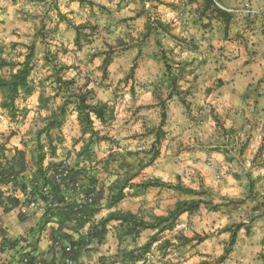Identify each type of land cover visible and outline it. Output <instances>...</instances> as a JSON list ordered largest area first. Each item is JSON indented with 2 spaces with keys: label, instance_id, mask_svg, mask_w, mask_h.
<instances>
[{
  "label": "rangeland",
  "instance_id": "rangeland-1",
  "mask_svg": "<svg viewBox=\"0 0 264 264\" xmlns=\"http://www.w3.org/2000/svg\"><path fill=\"white\" fill-rule=\"evenodd\" d=\"M196 1L85 0V4L80 5L78 1L63 0L60 5V0H0V43L5 46L4 57L7 60L22 61L21 55L26 52L21 45L35 43L36 47L35 68L30 76L34 92L30 97L16 101L18 111L15 120H11L7 112L0 108V142H5L8 148H13L12 144H19L27 158L32 160L35 131L42 127L43 119L50 114V110L60 103L59 99L50 100L47 110L39 108V96L50 98L52 95L50 72L43 59V54L48 49L51 54L56 55L58 64L70 67L63 73L64 78H73L78 85L88 84V88L95 91L96 99L112 109L113 120L109 125H95L101 136H107L109 141H101L92 147L91 156H85V162L89 164L87 171L95 180L94 187L98 194L104 197L115 180L126 178L125 173L135 174L131 182L134 184L141 180L158 179L171 184L179 181L194 190L206 188L208 192L204 199L210 204L201 205V213L197 211L189 216H206L218 204L230 207L231 211H226V214L231 215L230 222L224 227L237 223L247 226L237 234L234 244L236 247L231 249V264H264V198L257 191L258 176L254 177L249 169L245 171L247 162L241 155L249 149L245 142L246 135L240 133L241 130L237 128H226L223 131L221 126L224 122L219 119L216 124L213 119L209 120L207 117L206 124H203L204 116L200 112L202 107L198 103L201 96L194 90L197 83L196 78L192 76L201 64L198 58L203 57L197 52L200 46L196 44L199 42L196 39V28L193 26L183 30L180 26L181 28L171 32L170 36L162 34L158 37L161 48L156 45L153 35L143 39L148 17L166 18V11L171 13L168 18H174L181 24L183 16L180 14L185 15L195 9L193 6ZM63 3H68V6H63ZM187 4L189 10L186 8ZM64 8L69 11H64ZM57 12L64 15L66 20L59 21ZM139 12L141 15L136 17ZM175 13L179 14L176 16ZM81 24L87 28L79 33L78 49L74 42L75 32L72 26ZM169 29L172 31L173 28ZM182 32H187L188 35L181 37ZM12 43L19 45L11 49ZM206 44L204 54L211 53V46ZM105 52L110 57V63L104 70L101 65ZM161 52L165 53L171 72L178 76V91L169 98ZM197 54L199 55L196 57ZM189 60L196 61L197 64L190 63ZM132 65H135V69L130 76ZM5 74L6 70L0 71V75ZM162 108L166 113L163 127L165 137L159 145V156L136 177V171L147 162L144 152L153 141V135L148 132L158 126ZM71 115L72 113L67 117L62 129L54 132L55 136L62 139L58 149L70 148L73 151V147L79 148L78 150L82 147L79 126L78 129L74 128L78 125L77 120L74 124ZM41 140L44 142V137ZM200 145L216 146L228 154L226 162L236 171L230 173L227 170L221 175L212 171L209 178L211 182H231L230 185L234 186L232 196H221L219 191L204 187L200 172L192 164L194 159L188 155ZM260 148L261 152L262 147ZM248 174L254 178L251 197L248 195ZM124 194L126 195L122 209L132 212L135 218L137 214V217L146 221L150 220L156 210L167 215L173 209L174 200H177L176 195L165 189L151 190L137 196L135 189H125ZM183 196L189 198L188 200L193 198L191 195ZM222 198L243 203L238 206L224 204ZM255 210L258 213L254 212ZM224 227L216 229L215 232L224 234L221 233ZM208 234L211 235L210 232ZM209 235L198 234L192 237V240L203 242L205 251L206 248H212ZM173 239L175 242H172ZM158 240L160 242L153 244L149 251L152 255L150 264H176V249L167 247L177 246L188 239L180 233H163ZM228 240L229 235H225L219 243L215 242L222 253ZM200 257L204 259L198 264H217L218 257L216 253L214 255V250L211 254L200 253ZM165 260L168 263H165Z\"/></svg>",
  "mask_w": 264,
  "mask_h": 264
},
{
  "label": "crops",
  "instance_id": "crops-1",
  "mask_svg": "<svg viewBox=\"0 0 264 264\" xmlns=\"http://www.w3.org/2000/svg\"><path fill=\"white\" fill-rule=\"evenodd\" d=\"M62 1L60 0V5ZM215 2L220 8H239L243 3L249 2L252 7L264 11V0H215ZM71 5L74 4L71 3ZM63 6L67 7L68 3H63ZM187 6L188 4L186 8L189 10ZM193 7L195 9H191L189 13L180 14L183 16L181 24H178L174 18H168L171 13L166 11L164 12L167 13L166 18L161 16L160 20L168 24L171 29L173 28L172 33L181 27L183 30L193 26L196 28V39L199 41L196 44L200 46L197 52L203 57L198 58L201 64L192 76L196 78L197 83L194 90L201 96L198 103L202 107L200 112L204 116L203 124H206L207 117L210 120L215 116L224 122V128H237L241 130L240 133L246 135L245 142L249 149H246L241 157L247 162L245 171L249 169L254 177L258 176L257 191L264 198V21L254 19L250 22L244 16L231 17L225 31L224 24L210 11L205 13V17H200L201 0H197ZM64 11L69 10L64 8ZM177 14L179 13H175L176 16ZM180 35L186 37L188 34L182 32ZM206 43L211 46L209 48L211 53L204 54ZM189 62L197 64L196 61L189 60ZM70 118L76 124L74 113ZM74 128L78 129V125L76 124ZM10 140L9 142L12 143ZM12 145L13 148L21 150L19 144ZM260 147H262L261 152ZM196 148L188 155L194 159L192 164L200 172L204 187L219 191L221 196H232L234 186L230 185L231 182L215 180L211 182L209 178L212 171L218 172L219 175L227 170L230 173L236 171L232 170V166L226 162L228 154L222 149H216V146L200 145ZM78 149L73 147L74 152L70 148L69 150L57 149L56 156L53 158L47 156L43 165L47 166L51 163L67 167L70 171H80L82 174L79 173L76 180L82 185H87L86 178L90 176L87 171L89 164L85 162V156L77 155L80 151ZM25 160L26 170L21 176L27 184V193L23 195L10 186L0 185V192L4 193V196L12 194L18 198L16 206L7 202L0 204V264H23L24 258H28V264H103V260L122 264L121 253L142 247L156 234V230H144L137 237L136 235L125 236L124 224L115 220L102 226L100 222L110 213L130 215L133 213L122 209L125 197L119 203L109 207V193L106 192L103 197L96 189V201L92 206L84 208L88 213L94 210L93 216L91 214L85 219L77 220L76 217L67 216L63 210L54 212L53 215H42L29 206L31 201H40L41 197L37 189L29 186L34 167L26 154ZM151 190L164 189L150 188L136 193V196ZM166 191L176 195L177 200H174L173 208L178 202L189 199L184 198L180 192ZM226 211H231L230 207L220 206L216 211L210 210L206 216H189L188 213H184L178 217L172 231L163 232L171 233V235L180 233L188 239L177 246L167 247L176 249L175 252L178 255V259H175L176 264H198L204 259L200 257V253L211 254L213 250L217 257L221 255L220 247H217L215 242H220L221 237L229 234H217L215 231L230 222L231 215L226 214ZM201 212L202 210H198V213ZM154 216L166 215L156 210L153 211L150 219ZM102 230L103 234H100ZM209 232L211 235L208 234ZM203 233L209 235V241L212 242V248H206L205 251L203 242L197 243L196 240H192L195 235ZM159 242L160 240L154 245ZM172 242H175V239ZM233 247L235 248L236 245ZM231 259H233V252L224 263H233ZM165 263H168L167 260Z\"/></svg>",
  "mask_w": 264,
  "mask_h": 264
},
{
  "label": "trees",
  "instance_id": "trees-1",
  "mask_svg": "<svg viewBox=\"0 0 264 264\" xmlns=\"http://www.w3.org/2000/svg\"><path fill=\"white\" fill-rule=\"evenodd\" d=\"M46 1V0H39ZM55 1V0H54ZM78 1L80 5L85 4V0H73ZM202 9L200 17H205V13L210 11L214 17L220 19L224 24V30L227 31V26L232 17L229 13L221 9L216 5L215 0H201ZM91 5L90 2H88ZM56 7V6H55ZM141 12L136 14L139 17ZM58 20L65 21L66 17L59 12H57ZM70 23V22H68ZM73 30L75 32L74 42L76 47L79 49V33L87 28L86 25H73ZM44 29V26H42ZM170 36L171 30L169 25L162 22L158 18L148 17L146 20L143 39L148 38L150 35L155 37V43L161 48L160 41L158 37L161 35ZM19 44L12 43L11 49H14ZM25 50V54L21 55L22 61L7 60L4 57L5 46L0 43V71L6 70L5 75H0V108L7 112L11 120L16 119L17 108L16 101L18 99H25L30 97L34 92V86L30 80V76L35 68V43L29 45H21ZM139 54V52H138ZM160 58L163 63L165 81L167 84L168 98L173 94L177 93V82L178 76L171 72V67L167 61L164 52L160 53ZM44 65L49 70V78L51 79V92L52 95L47 98L40 95L38 98L39 108L47 110V103L50 100L59 99L60 103L57 107L50 110V114L43 119V125L41 128L35 131L34 134V154L32 156V166L34 167V172L31 175L29 186H32L35 190L39 191V195L42 200L45 199L44 191H48L51 198L54 199L59 207L55 208L53 211H47L43 215H53L54 212L63 210L67 213V216L76 217L78 212L74 210L75 201H64V192L60 188L62 183H57L55 175L58 170L63 166L53 165L51 163L44 166V161L47 156L51 158L56 156L58 149V144L61 143L62 139L60 136H55L54 132H59L64 126L69 114L74 113L76 115V120L80 131V140L82 141V147L78 152V156H91L92 147L98 145L101 141H109L107 136H101V133L96 128V123L101 127H106L113 120V112L109 106L96 99L95 91L92 88H88V84L78 85L73 79L64 78L63 73L70 69L69 66L60 65L57 62V57L55 54H51L48 49L43 54ZM110 63V57L105 52L104 58L102 60V68L105 70ZM135 65L130 68V76L133 75ZM163 106V104H162ZM161 120L156 128H151L149 134L153 135V141L146 150L145 158L147 162L136 171V177L140 174V171L144 168L150 166L159 156V145L161 140L165 137V132L163 127L165 125L166 113L162 108L160 113ZM216 124L219 120L215 116L212 118ZM221 129L225 131L226 128L221 126ZM1 137V134H0ZM44 137V142L41 138ZM6 141V140H5ZM226 146H223L225 148ZM217 149V147H216ZM12 150V151H11ZM227 154V153H226ZM239 155H241L239 153ZM230 161V160H229ZM107 163H110V161ZM127 166V165H126ZM26 170V160L24 150H17L16 148L9 149L6 147L5 142H0V185L10 186L14 190L20 191L23 195L27 193V184L21 176V174ZM70 171V170H69ZM80 171H70L69 180L76 181V177ZM135 175V174H134ZM134 175H128L125 173L123 180H115L112 184V189L109 191L108 195V206L111 207L119 203L126 194H124L125 189H135L136 193H141L150 188L165 189L175 192H180L186 195H191L193 198L191 200L178 202L175 207L168 212L164 217H152L150 220H144L143 218H136L130 214H121L118 212L110 213L103 221L101 225L104 226L107 222L111 220L120 221L124 224V235H136V237L144 230H156V234L152 236L142 247L136 248L133 251L123 252L120 254V259H122V264H144L143 258L149 253L154 243L158 241V236L165 231H172L174 228L178 217L184 213L192 214L199 210L201 205L210 204L204 199V195L208 192L206 188H200L198 190L185 187L179 181L175 184L166 183L158 179L141 180L136 182V184L131 183ZM87 185H83L85 188V193L87 195L93 194V203L96 201V190L94 187L95 180L91 176H87ZM248 195L251 197L253 193V179L252 176L248 174ZM0 192V204L7 202L12 206L18 204V198L14 197L12 194L7 196ZM224 204H233L238 206L242 204L241 201L229 200L222 198ZM222 204L214 206L212 211L218 210ZM95 211L85 212L84 208L80 209L81 215L84 217H89ZM254 212L258 213L257 210ZM91 217V216H90ZM244 223H237L224 227L221 233H228L229 240L226 248L224 249L221 256L217 259V264L224 263L231 253V249L236 243L237 234L243 228ZM103 234V230L100 231ZM168 243V242H167ZM112 260H103V264H114Z\"/></svg>",
  "mask_w": 264,
  "mask_h": 264
},
{
  "label": "built area",
  "instance_id": "built-area-1",
  "mask_svg": "<svg viewBox=\"0 0 264 264\" xmlns=\"http://www.w3.org/2000/svg\"><path fill=\"white\" fill-rule=\"evenodd\" d=\"M221 9L229 13L232 17L244 16L250 22H252L254 19H260L264 21V11L252 7L249 2H245L239 8ZM69 174V169L67 167H62L58 170L57 174L55 175V178L57 180V183H62L61 188L64 192V201H75L74 210L78 212L76 219H85L86 217H83L81 215L80 209L93 205V194L87 195L85 193V188L83 187L81 182L77 180L70 181ZM44 196V200H34L29 203L30 207L38 210L42 215L45 212L53 211L55 208L60 206V204H58L56 201H54V199L51 198L50 194H48V191H44ZM151 259L152 255L149 252L144 256L142 261H144V264H150V262L152 261ZM22 262L23 264H28V258H24Z\"/></svg>",
  "mask_w": 264,
  "mask_h": 264
}]
</instances>
